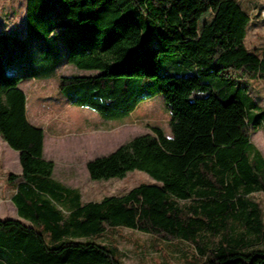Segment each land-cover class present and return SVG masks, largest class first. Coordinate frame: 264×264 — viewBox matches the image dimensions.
I'll return each instance as SVG.
<instances>
[{
  "label": "trees",
  "instance_id": "16d2710c",
  "mask_svg": "<svg viewBox=\"0 0 264 264\" xmlns=\"http://www.w3.org/2000/svg\"><path fill=\"white\" fill-rule=\"evenodd\" d=\"M25 1L23 32L0 31V137L20 152L22 171L7 181L28 223L0 218V264H124L117 245L91 240L123 227L191 245L192 264H264L255 197L264 192V156L250 140L264 128V106L251 95L252 82L264 81V44L247 46L251 16L239 0H186L214 15L185 39L168 17L180 0ZM204 20L198 12L192 25ZM65 64L98 71L61 75L59 89L104 119L162 97L170 133L152 125L86 164L92 180L141 170L155 182L83 202L78 187L54 177L20 83Z\"/></svg>",
  "mask_w": 264,
  "mask_h": 264
},
{
  "label": "rangeland",
  "instance_id": "374dc122",
  "mask_svg": "<svg viewBox=\"0 0 264 264\" xmlns=\"http://www.w3.org/2000/svg\"><path fill=\"white\" fill-rule=\"evenodd\" d=\"M239 2L251 16L246 44L249 48H261L264 44V0H239ZM193 7L195 6L188 1L180 0L168 12L170 22L179 26L178 33L182 39L197 37L203 26L210 23L213 19L214 13L211 10L203 13ZM198 12L199 15L204 16L205 20L200 27H194L192 22L196 19ZM188 14H192V16H188ZM25 17V0H0V31L13 28L20 30L24 24ZM60 32V30H57V33ZM97 72L95 70L79 69L72 64H65L59 67L56 74L49 79H26L22 82L21 87L27 91L29 96V120L47 129V135L49 136V131H53L56 125L52 117L62 112L71 114L66 108L69 105V101L59 89L60 76L69 74L91 75ZM251 91V95L258 98L264 106V81L252 82ZM169 110L160 95L141 101L133 112L124 118L108 120L100 117L97 112L92 110L104 124L113 127L117 126L118 134H115L107 145L96 151L94 156L88 157L106 155L134 136L151 131L152 125H159L167 133H170L168 125ZM250 140L264 156V128L252 133ZM6 148L11 147L4 143V140L0 137V217L20 219L15 204L9 198V191L12 185L6 180V173L17 172L21 169V165L17 160L15 161L16 163L5 160L7 153L4 149ZM84 169L85 176H88L86 167ZM56 177L64 183H68L67 180L59 175V172H56ZM79 178H82L80 174ZM153 182H155L153 177L146 172L133 170L129 171L123 178H111L108 180H92L89 178L87 181H82L81 179L80 189L83 201H100L106 196L124 195L141 183ZM255 197L264 208V192L256 193ZM91 240L117 245L123 255L124 264H192L197 262L193 258L191 245L184 243L178 246L172 245L150 234L130 228L111 229L92 237Z\"/></svg>",
  "mask_w": 264,
  "mask_h": 264
},
{
  "label": "crops",
  "instance_id": "0c3cea01",
  "mask_svg": "<svg viewBox=\"0 0 264 264\" xmlns=\"http://www.w3.org/2000/svg\"><path fill=\"white\" fill-rule=\"evenodd\" d=\"M23 29H24V24L21 26L20 30L17 28H13L9 30L23 32ZM24 81L25 80H23L22 82ZM22 82L20 83V87L22 85ZM21 88L26 93V112L28 117L29 96L27 91L23 87ZM66 108L67 111H69L71 114H69L68 112L67 113L62 112L61 114L57 113L54 117H52L56 125L53 128V131L51 132L49 131V136L47 135L48 133L47 129L43 127L45 132L44 157L48 160L54 161L55 163L54 177L56 179H58L56 177V172H59V175L62 176L65 180H67L68 183L65 184L72 187H78L80 189L81 186L80 180L82 179V181H87L90 178L88 174V170H87L88 176H85L84 167H86L87 169L86 166L87 162L97 157L95 156L89 158L88 156H94L96 154V151H99L101 148L107 145L110 139L113 138L115 134L116 135L118 134L117 133L118 128L117 126L113 127L104 124L96 116V114H94V112L90 110L91 108L89 107L78 106L69 102V105H67ZM4 143H6V141H4ZM1 145L3 146V144ZM4 150L7 153V157L5 160L9 162H15L17 160L20 163V159H19L20 152L18 150H15L13 148H6ZM61 162L63 164H59ZM21 171H22V167L20 170H18L15 173H21ZM8 173L9 172L6 173V180ZM79 174L82 178H79ZM58 180L62 181L61 179ZM13 193H14V188L12 187L11 190L9 191L10 194L9 198H11V200ZM83 202H87V201H83ZM19 220L24 223H28V221H26L22 217H20Z\"/></svg>",
  "mask_w": 264,
  "mask_h": 264
}]
</instances>
